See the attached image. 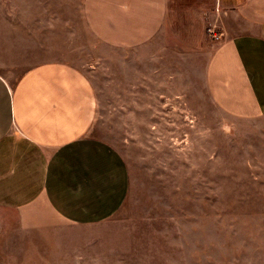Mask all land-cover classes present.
Instances as JSON below:
<instances>
[{"label": "rangeland", "instance_id": "obj_1", "mask_svg": "<svg viewBox=\"0 0 264 264\" xmlns=\"http://www.w3.org/2000/svg\"><path fill=\"white\" fill-rule=\"evenodd\" d=\"M81 1L0 0L2 40H17L25 66L64 61L88 78L91 133L128 164V196L90 225L25 230L0 208V264H264V112L222 111L205 87L206 55L165 32L131 49L102 44Z\"/></svg>", "mask_w": 264, "mask_h": 264}, {"label": "crops", "instance_id": "obj_2", "mask_svg": "<svg viewBox=\"0 0 264 264\" xmlns=\"http://www.w3.org/2000/svg\"><path fill=\"white\" fill-rule=\"evenodd\" d=\"M215 8L226 14L212 17ZM81 12L111 48L169 34L206 55L205 87L222 111L264 112V0H82ZM207 13L226 33L214 44ZM17 48V40H2L0 24V208L14 211L25 230L110 218L128 196L130 173L120 152L91 133L98 96L90 81L64 61L25 66ZM19 50L26 55L27 45Z\"/></svg>", "mask_w": 264, "mask_h": 264}, {"label": "built area", "instance_id": "obj_3", "mask_svg": "<svg viewBox=\"0 0 264 264\" xmlns=\"http://www.w3.org/2000/svg\"><path fill=\"white\" fill-rule=\"evenodd\" d=\"M215 12L220 14V10L218 8H215ZM224 15L226 14L223 11ZM205 33L207 36H209L212 40H221L225 37V31L220 30L219 25L215 21H207V24L205 26Z\"/></svg>", "mask_w": 264, "mask_h": 264}]
</instances>
